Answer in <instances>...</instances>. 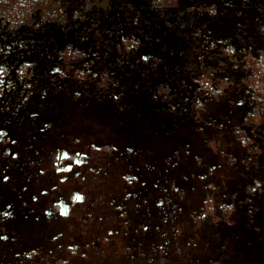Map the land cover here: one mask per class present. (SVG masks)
<instances>
[{"label": "rangeland", "instance_id": "obj_1", "mask_svg": "<svg viewBox=\"0 0 264 264\" xmlns=\"http://www.w3.org/2000/svg\"><path fill=\"white\" fill-rule=\"evenodd\" d=\"M0 235V264H264V0H0Z\"/></svg>", "mask_w": 264, "mask_h": 264}, {"label": "flooded vegetation", "instance_id": "obj_2", "mask_svg": "<svg viewBox=\"0 0 264 264\" xmlns=\"http://www.w3.org/2000/svg\"><path fill=\"white\" fill-rule=\"evenodd\" d=\"M63 153H59L58 155V163H57V169H58V173L61 174H69L73 171L74 169V163L76 166H83L85 164V161L83 160L84 159V154H82V157H80V159L78 161H75L73 162V164H70V165H67V166H63V161L64 160H68L70 159V155L65 151H62ZM64 155V156H63ZM62 156V157H61ZM78 176V175H77ZM67 177H63V179H61V181L64 183L67 181ZM85 201V198H84V194L82 193H79V192H75L74 195H73V202L71 203H66V200L64 199V197L61 195L59 197V201H58V204L60 205V216L63 215L64 217L63 218H68L70 215H72V211L74 210L75 206L77 204H82L84 203ZM97 247H99V245H97ZM92 259L93 257L91 258H88V260L86 262H91L92 263ZM97 264H99L98 262H96ZM95 263V264H96Z\"/></svg>", "mask_w": 264, "mask_h": 264}, {"label": "snow or ice", "instance_id": "obj_3", "mask_svg": "<svg viewBox=\"0 0 264 264\" xmlns=\"http://www.w3.org/2000/svg\"><path fill=\"white\" fill-rule=\"evenodd\" d=\"M145 59H147V57H145ZM57 71H59V70L57 69ZM243 103H244L243 101H240V104L241 105H243ZM8 179L9 178L6 175L2 177L3 182H7ZM0 240L6 241L7 240V237L0 235Z\"/></svg>", "mask_w": 264, "mask_h": 264}]
</instances>
